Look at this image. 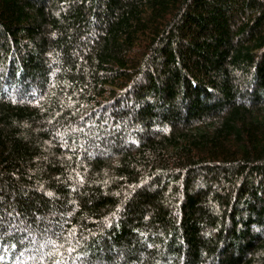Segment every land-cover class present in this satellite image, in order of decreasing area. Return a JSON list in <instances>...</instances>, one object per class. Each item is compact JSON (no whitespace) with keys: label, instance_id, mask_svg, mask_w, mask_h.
<instances>
[{"label":"trees","instance_id":"trees-1","mask_svg":"<svg viewBox=\"0 0 264 264\" xmlns=\"http://www.w3.org/2000/svg\"><path fill=\"white\" fill-rule=\"evenodd\" d=\"M0 264H264V0H0Z\"/></svg>","mask_w":264,"mask_h":264},{"label":"rangeland","instance_id":"rangeland-1","mask_svg":"<svg viewBox=\"0 0 264 264\" xmlns=\"http://www.w3.org/2000/svg\"><path fill=\"white\" fill-rule=\"evenodd\" d=\"M45 241V244H47V243H49V241L47 242L46 240H44ZM45 244H43V245H45ZM32 247V246H31ZM45 247V246H44ZM25 249L27 250V251H24V258L25 259H28V260H36V259H38V257H39V254L36 256V255H34V253L32 252L31 253V249H28V247H27V245H25ZM41 256V255H40Z\"/></svg>","mask_w":264,"mask_h":264}]
</instances>
